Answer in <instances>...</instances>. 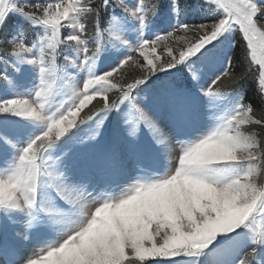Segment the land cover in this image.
<instances>
[{"label": "rangeland", "instance_id": "obj_1", "mask_svg": "<svg viewBox=\"0 0 264 264\" xmlns=\"http://www.w3.org/2000/svg\"><path fill=\"white\" fill-rule=\"evenodd\" d=\"M102 5L0 0V264H264V0Z\"/></svg>", "mask_w": 264, "mask_h": 264}, {"label": "trees", "instance_id": "obj_2", "mask_svg": "<svg viewBox=\"0 0 264 264\" xmlns=\"http://www.w3.org/2000/svg\"><path fill=\"white\" fill-rule=\"evenodd\" d=\"M105 1L107 0H81L82 6L89 8V9H85L83 13V17H82L83 23L85 21L87 22L88 27L87 25L84 26L87 32L88 30H92L91 28H93V19L96 14L95 12H98L99 10H101L100 5L101 4L104 5ZM8 17H9V23L8 24L4 23L2 27H6L11 23V19H12L11 15H8L6 19ZM186 31L190 32L195 37H200V35H202L201 33L197 32L195 25L187 27ZM0 34H2V29H0ZM2 47L6 50L7 49L9 50L10 45L8 47L1 43L0 49H2ZM171 52H172L171 59L169 61L161 60L160 64L155 67V70L159 69L162 66H165L172 59L177 58L180 54L179 50L177 49H171ZM250 65L253 66L245 50L244 42L239 36H237V38H235V44L231 52V57H230V62L228 65L227 73L222 75L221 81L224 83V85H229V86L233 85V87L240 85L241 87L243 86L245 88L247 87L245 100L247 103L249 102L251 104L253 114H255V116L258 118V120L262 124H264V99L260 100L259 97L256 95V86H257L256 76L258 74V69L257 67H254L251 71L250 68L248 67ZM143 76L145 75H143V73H141L140 70H137L131 67L129 64H127L120 71V73H118V75L114 77L113 79L116 81L117 84L123 85V84H126L128 82L135 80L136 78H141ZM98 102H101V101H98ZM91 109L92 107L88 106L85 112L90 111ZM255 132L257 134L263 133L262 129H259V127H257Z\"/></svg>", "mask_w": 264, "mask_h": 264}]
</instances>
